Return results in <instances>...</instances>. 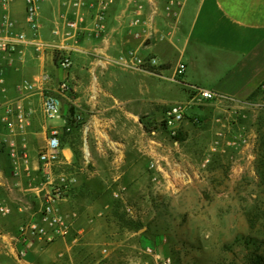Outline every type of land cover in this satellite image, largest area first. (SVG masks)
Wrapping results in <instances>:
<instances>
[{
  "label": "crops",
  "instance_id": "crops-1",
  "mask_svg": "<svg viewBox=\"0 0 264 264\" xmlns=\"http://www.w3.org/2000/svg\"><path fill=\"white\" fill-rule=\"evenodd\" d=\"M94 1L87 0V14L95 11ZM137 5H142L140 21L132 24ZM59 12L58 0L41 2L42 38L51 39V21ZM13 14L22 22L23 0H15ZM104 26L98 38L81 40L82 51L72 54L67 72L49 55L39 61L28 52L23 60L4 62L5 100L31 110L23 136H12L0 122V207L6 210L0 212L5 235L0 250L19 264H105L100 255L106 248L97 249L114 230L111 202L141 198L168 173L176 184L183 183V158L196 157L217 133H240L245 124L252 135L254 119L244 121V109L234 113L232 104L251 98L264 82V0H112ZM128 49L156 57L161 76L116 65L113 60ZM179 62L185 70L173 82L169 77ZM43 71L55 79L66 77L72 87L70 99H62L65 130L54 173L72 179L58 208L76 216L64 237L35 244L20 260L8 237L40 209L47 187L33 169L45 143L41 97L16 86ZM191 87L211 90L216 98H194L179 139H172L161 119L169 106L189 99ZM65 105L74 107L73 115ZM22 138L31 157L27 171L21 161L14 164L6 142ZM153 157L159 161L152 167ZM193 178L200 182L196 174ZM125 211L130 215L127 206Z\"/></svg>",
  "mask_w": 264,
  "mask_h": 264
},
{
  "label": "rangeland",
  "instance_id": "rangeland-1",
  "mask_svg": "<svg viewBox=\"0 0 264 264\" xmlns=\"http://www.w3.org/2000/svg\"><path fill=\"white\" fill-rule=\"evenodd\" d=\"M244 102V121L254 119L244 152L227 148L202 167L214 139L203 142L183 183L165 177L139 199L111 202L114 230L97 249L105 264H264V82ZM0 264L19 263L0 250Z\"/></svg>",
  "mask_w": 264,
  "mask_h": 264
},
{
  "label": "built area",
  "instance_id": "built-area-1",
  "mask_svg": "<svg viewBox=\"0 0 264 264\" xmlns=\"http://www.w3.org/2000/svg\"><path fill=\"white\" fill-rule=\"evenodd\" d=\"M42 1L23 0V20L20 22L13 14L15 0H0V122L6 125L12 136H23L30 122L31 110L20 103L5 100L4 62L14 59L23 60L28 52L39 61H43L49 55L57 69L67 72L72 66V54L82 51L81 40L91 36L98 38L104 31L105 16L112 4V0H95V11L87 14V9L90 7L87 0H58L60 12L52 19L49 28L51 39L46 40L41 37L42 24L39 18ZM141 8L142 5L135 7L136 17L132 20V24L139 23ZM113 62L123 68L161 76L162 63L154 56L141 55L136 49L121 52ZM184 70V63H177L169 79L178 82ZM16 89L22 93L38 92L41 97L45 143L36 153L33 169L39 173L42 183L47 187L40 209L31 218L22 221L15 234L8 237L12 243L11 251L21 260L35 244L39 242L49 244L57 237H64L69 232L71 219L76 215L62 213L58 208V203L66 197L72 179L64 174L54 173L61 155V134L65 130L62 99H70L71 84L66 77L55 79L43 71L31 79L21 80ZM191 90L192 95L187 101L172 104L164 111L160 125L172 139L177 140L181 131V122L186 118L187 110L192 106L191 101L194 98L199 102L216 98V94L208 89L191 87ZM244 105H248L244 100L234 99L233 112L241 110ZM228 108L230 109L231 106ZM192 120L198 122L197 118ZM6 142L8 155L14 164L21 161L27 171L31 157L24 139L22 138L20 142L12 139ZM247 142L248 136L244 131L230 135L217 133L201 166L204 167L209 162L211 154L225 152L227 148L240 147L243 150ZM158 161L159 159L153 157L150 166H156ZM190 168L197 172V169H193V165L183 158L181 175L184 179L190 177ZM166 178L171 180L172 175L168 173ZM0 212L5 213L6 210L0 207ZM2 236L5 235L1 233L0 237ZM167 262L169 260H163V264Z\"/></svg>",
  "mask_w": 264,
  "mask_h": 264
},
{
  "label": "trees",
  "instance_id": "trees-1",
  "mask_svg": "<svg viewBox=\"0 0 264 264\" xmlns=\"http://www.w3.org/2000/svg\"><path fill=\"white\" fill-rule=\"evenodd\" d=\"M68 114L71 116V115H73L74 114V107L72 106V105H70V106H68ZM179 137H180V133H179V135L177 136V139H179Z\"/></svg>",
  "mask_w": 264,
  "mask_h": 264
}]
</instances>
